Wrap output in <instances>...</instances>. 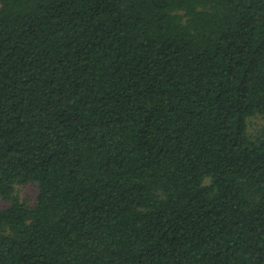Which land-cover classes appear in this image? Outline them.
I'll list each match as a JSON object with an SVG mask.
<instances>
[{
  "label": "trees",
  "instance_id": "16d2710c",
  "mask_svg": "<svg viewBox=\"0 0 264 264\" xmlns=\"http://www.w3.org/2000/svg\"><path fill=\"white\" fill-rule=\"evenodd\" d=\"M258 117L264 0H0V264H264Z\"/></svg>",
  "mask_w": 264,
  "mask_h": 264
},
{
  "label": "rangeland",
  "instance_id": "374dc122",
  "mask_svg": "<svg viewBox=\"0 0 264 264\" xmlns=\"http://www.w3.org/2000/svg\"><path fill=\"white\" fill-rule=\"evenodd\" d=\"M264 129V117L253 118L250 120V132L252 134H259ZM18 194L20 197L29 202L34 203L35 199L38 195V187L37 185H27L21 186L18 190ZM1 206L6 207L8 204L0 201Z\"/></svg>",
  "mask_w": 264,
  "mask_h": 264
}]
</instances>
